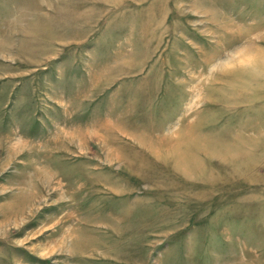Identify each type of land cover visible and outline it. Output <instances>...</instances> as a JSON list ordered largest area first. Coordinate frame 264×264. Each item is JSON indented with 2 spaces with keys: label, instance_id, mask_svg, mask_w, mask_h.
<instances>
[{
  "label": "rangeland",
  "instance_id": "rangeland-1",
  "mask_svg": "<svg viewBox=\"0 0 264 264\" xmlns=\"http://www.w3.org/2000/svg\"><path fill=\"white\" fill-rule=\"evenodd\" d=\"M0 264H264V0H0Z\"/></svg>",
  "mask_w": 264,
  "mask_h": 264
},
{
  "label": "bare ground",
  "instance_id": "bare-ground-1",
  "mask_svg": "<svg viewBox=\"0 0 264 264\" xmlns=\"http://www.w3.org/2000/svg\"><path fill=\"white\" fill-rule=\"evenodd\" d=\"M17 141V140H16ZM24 147H25V145H24Z\"/></svg>",
  "mask_w": 264,
  "mask_h": 264
}]
</instances>
